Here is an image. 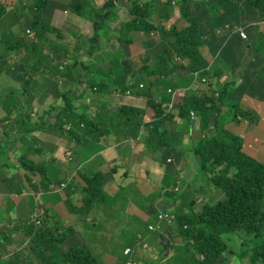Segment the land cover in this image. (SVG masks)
Masks as SVG:
<instances>
[{
	"label": "trees",
	"instance_id": "trees-1",
	"mask_svg": "<svg viewBox=\"0 0 264 264\" xmlns=\"http://www.w3.org/2000/svg\"><path fill=\"white\" fill-rule=\"evenodd\" d=\"M29 1L34 16H24L21 24L27 22L23 28L31 30V34L20 36L19 40L8 34L0 38V71L9 73L20 84L18 93L11 91L10 109L7 107L9 102L3 103L7 115L29 118L26 107L31 109L37 91L42 85L49 84L55 88L53 98L63 101L61 106L53 108L54 130L65 132L63 125L68 122L75 127L83 124L79 133L97 142L108 134L105 129L109 126H113L116 134L112 137L117 141L136 139L144 128L146 133L142 141L150 158L168 167L169 159L180 162L185 155L181 144L193 129L194 122L189 114L195 111L198 119L195 124L198 123L200 134L194 144V137H191L194 165L198 173L223 192L225 198L206 203L199 213L182 210L184 214L180 219L187 242L195 244L193 251L185 249L177 259L184 264H216L225 253H231L221 235L242 231L260 240L253 248L251 262L264 263V164L245 153L243 138L226 128L228 115H232L237 123L250 116L240 109V101L245 95L264 102V43L259 26L264 21V0H178L180 17L187 22L182 28L176 24L170 28L157 26L152 21L153 15L164 16L165 20L172 16V0H109L102 7H98L97 0H70L68 11L90 21L94 32L91 38L77 36L76 48L72 52L65 33L39 15L43 10L47 13L50 0ZM123 1L126 7L128 5L132 20L120 25L118 47L113 46V50L105 54L109 59L105 61L103 56L96 55L95 49L100 39L109 34L107 25L112 22L113 13L108 8H116V3ZM26 5L23 3L21 7L25 9ZM0 8L2 14L4 9ZM21 14L25 15L24 12ZM227 25L233 31L221 32ZM237 25L245 27L247 39L234 30ZM132 32H143L149 38L142 44L145 53L140 66L135 64L126 49L133 43L129 37ZM204 47L212 55L213 67L201 53ZM84 54L95 58L85 61L81 59ZM13 56L18 60L15 67L10 66ZM68 57L70 63L60 69V64ZM176 58L183 63L188 61V65L177 63ZM92 61L107 66L105 72L93 70L89 75L87 71ZM178 71L183 75L174 76ZM228 72L231 78L222 80ZM197 80L200 83L209 80L207 92L194 88ZM59 83L63 84L62 89H59ZM84 84L89 91L98 94L95 95L97 99L115 93L125 95L128 91L138 94L147 99L155 117L144 122L145 111L128 105L106 111L109 107L103 101L98 103L100 106L93 116L88 113V106L76 105L81 97L76 96L79 91L76 85L82 87ZM153 89L163 92L162 101L156 102ZM179 89H187L186 95L169 108L173 102L172 93ZM248 121H255V118H248ZM77 134L76 130L66 132V136L75 137ZM81 178L86 185L83 199L88 207L84 208L83 203L82 209L87 212L94 202L103 199L105 177L98 172ZM198 181L197 177L194 185ZM133 192L136 194L135 190ZM196 204L195 199L188 203L190 208ZM43 217L47 221L53 219V215L47 212ZM51 228L45 225L31 228V250L37 252L43 264H97L91 250L85 246L61 252L66 236ZM201 255L203 260L199 258Z\"/></svg>",
	"mask_w": 264,
	"mask_h": 264
},
{
	"label": "crops",
	"instance_id": "crops-1",
	"mask_svg": "<svg viewBox=\"0 0 264 264\" xmlns=\"http://www.w3.org/2000/svg\"><path fill=\"white\" fill-rule=\"evenodd\" d=\"M1 1L0 6L10 8L8 5L1 4ZM50 2V8L45 9L47 13L42 16L39 15L49 20L51 26L62 33H69L73 40L76 33L88 37L93 35V25L90 21L68 11L67 6L70 0H50ZM116 4L117 7L114 8L115 17L111 19L110 25H107L109 27L108 37L111 38L110 49L118 45L117 38L119 37L118 31H116L117 38L116 35H112V29L119 28L120 25L132 20V16L128 13V5L126 7L124 1ZM13 7L10 9L12 10ZM26 8L31 7L21 8L22 12L26 11ZM15 11L16 8L12 12ZM152 21L155 25L165 26L166 28H170L172 24H176L179 28L187 25L180 14L175 16L172 14L168 20H165L164 16L153 15ZM259 26L260 30L264 32V21ZM238 28H242L241 25L235 26L234 30L237 31ZM91 29L92 32L90 33ZM230 30L233 31L225 27L220 31ZM129 37L133 40V43L126 49H128L130 57L134 61L145 53L142 44L149 38L143 32H132ZM106 40L107 38H103L102 44L108 45ZM106 53L107 51L103 52L102 56L105 61H108L109 59L105 56ZM201 53L205 59L211 60L212 55L207 47L202 48ZM96 71L105 72L104 70ZM241 71L242 69L239 70L238 75L241 74ZM223 77L230 79L231 73L228 72ZM203 91L207 92L204 89ZM186 92L187 89H179L173 93V102L169 105L180 102ZM81 95L82 93L77 91L76 96L80 97ZM132 95L135 94L115 96L111 100L113 104L146 109L145 120H152L154 112L153 110L149 111L147 102L136 98V95L130 97ZM175 96L179 97L178 101H175ZM154 99L156 102L162 101L163 96L158 92L154 95ZM100 101L105 102L106 99L87 97V105L85 104V106L89 107V114L93 115L97 110L95 104L90 107L91 103ZM76 102L81 101L77 100ZM61 105V100H55L54 98L44 104H38L35 101L32 103L31 109L38 111L37 116L27 120V118H16L15 115L11 117L7 115L3 108V102L0 101V264H43L39 260L37 252L31 250V228L33 225L36 227L45 225L46 227H53L51 230H54V228L60 230L61 220H68L73 215L81 214L84 216L87 214L81 208L83 205L81 200L83 198L82 189L86 186L81 178L82 175L89 177L102 172L105 176L103 211L111 209L118 202V212L121 216H124L119 223L115 221L116 223L113 224L117 226L125 222L128 230L120 228L112 235L104 236L111 238L114 243L118 237L132 238L137 236L141 241L136 246L127 244L122 250V256H112L116 252V248H109L103 244L101 239H98L95 251L106 264H125L130 259L129 256L125 255L128 248L133 249V257L139 261V264H144L145 250L148 247L139 234L141 232L135 230L130 221L135 222L137 226L142 225V220L148 219L149 215L154 212V207L167 199L168 194L166 192L161 193V186L172 187L174 197L171 207L177 205L175 211L178 212L179 216L184 214L182 210L186 209L188 211V203L191 199H195L196 205H198L201 201L206 204L218 196L215 188L205 187L203 183L195 184L199 187L198 190H192L191 187L199 173L193 159L188 155L190 153L188 149L190 148L191 137L199 135L198 123L195 124L194 122L192 124L193 129L183 139L181 146L185 151L184 157L180 162L173 159L170 165L165 167L150 158L151 155L141 139L145 135L144 128L136 139L130 138L117 141L114 137L103 136L97 142L92 141L91 137L81 135L79 133L80 126L75 127L73 125V130L78 131L75 137L66 136V132L54 130L51 125L52 121H50L54 117L49 112L54 107ZM240 109L248 112L250 115L248 118H255V121H248V118L240 120L238 123L234 119L229 121L226 128L232 133L238 135L235 131L237 124L245 123L248 126L251 122L259 129L264 124V102L245 95L240 101ZM176 121L181 123V120ZM23 131H27V133H23ZM254 132L256 137L251 136L245 139L244 148L246 146L250 149L248 152L245 151L250 156H259L260 150L264 152V133L262 135L260 130ZM250 135H252V132H250ZM71 179L72 181H70ZM62 183L67 186L58 194H54L50 190L51 185ZM39 188L43 189L44 193L37 196L33 190L36 191ZM134 190L136 194L133 192ZM197 191L202 195L200 198H195ZM204 191L206 192L205 195H203ZM79 196L80 200L77 199ZM220 199L223 200L224 197L222 196ZM39 202L42 203L43 206L41 207L43 209L37 210ZM71 208H75V210L71 212ZM78 209H81V211H78ZM125 210H129V217L124 215ZM45 212L49 215L52 214L53 219L47 221L43 217ZM70 212L72 214H69ZM91 212L92 215L96 212L95 207L91 209ZM9 214L11 215L9 216ZM36 222H39V224ZM100 227L101 232L105 230L104 227ZM163 229L164 233L169 230L167 227ZM160 238L161 242L154 238L150 240L151 246L157 251L153 253L155 259L150 264H184L181 263L183 261L178 259V262L168 259L170 252L183 250L169 242H165L162 236ZM7 240L8 244H6ZM98 246L106 249L104 254L98 252Z\"/></svg>",
	"mask_w": 264,
	"mask_h": 264
},
{
	"label": "rangeland",
	"instance_id": "rangeland-1",
	"mask_svg": "<svg viewBox=\"0 0 264 264\" xmlns=\"http://www.w3.org/2000/svg\"><path fill=\"white\" fill-rule=\"evenodd\" d=\"M31 1L33 2L34 0H31ZM108 1L109 0H97L98 7H102ZM171 2H172V4L170 5V7H172V14L174 16L180 14L179 13V6H178L179 2H178V0H172ZM23 3L27 4L26 7L30 5L29 0H23V1L18 0L16 3L17 5L14 4L15 6L13 7L12 10L10 8H7V7L3 8L4 12L2 14L0 13V38L3 35L8 34L9 36H13L16 40H19L20 36L27 37L29 35L27 33V30H25L23 28L28 23L24 22L23 24H21V19L24 16H26L28 18L33 17L34 14L31 13V11H33V8H26L27 10L23 11L25 13V15H22L21 14L22 13V10H21L22 7L21 6H23ZM0 7H3V6H0ZM15 8H16V11L12 12ZM106 10H107V8H106ZM108 10L112 11V13H113V15L110 18H114L115 17L114 8H108ZM27 11H30V12H27ZM39 14L42 16L45 13H44V11H40ZM228 27H230V26H228ZM104 30L102 31V33L104 32ZM116 31H118V33H119V28L112 29V35L113 36L116 35V38H117L118 34ZM91 32H92V29L90 30V33ZM65 36H66V43L68 44V47H69L70 51L72 52L76 48V44H77L76 37L77 36L83 37V38H91L93 35L91 37H88V36L81 35L80 33H76L74 40L71 39L69 33H65ZM106 38H107L106 42L108 45L102 44L103 38H101L97 48L95 49L96 55L102 56L103 52H106V51L108 52V51L113 50V47L111 49L109 48V43L111 42V38H109L108 36ZM70 39H71V42H70ZM116 47H118V45ZM143 54L140 55L139 57H137V60H134V62L137 66H140L143 63V61H142ZM12 58H13V60H10V64H11L10 66L15 67L18 60L15 59L14 56ZM91 58H95V57L90 56L88 54H84L81 56V59H83L85 61H89ZM66 60L68 61V63H67V65H68L70 63V58L68 57ZM211 61H212V58L209 61V64H211L213 67L215 62H211ZM63 63H65V62H62L60 65H62ZM183 64L188 65V61L185 60ZM106 67L107 66H103V64H101V63H98L96 61H92L91 64L89 65V69L87 72L89 73V75H92L93 70H105ZM226 69H227V66L224 69L225 72L227 71ZM196 73L201 74V72H196ZM178 75H183V73H180V71H178L177 73H175L174 76H178ZM224 80H226V78H224ZM174 81H176V80H174ZM193 86L195 89H202L203 88L204 90L208 91L209 80H206V82H202V83H200V80H197L194 82ZM214 86H216L215 83H214ZM76 87L78 88L80 93H82V91L85 92V93H82L83 95H81L80 99L78 100L81 102H76V105L79 107H85V104L87 105V103H86L87 97H89V96L96 97L95 95H98L97 93H92L91 91H89L85 84L82 87H78L77 85H76ZM62 88H63V84L59 83V89H62ZM141 88H144V86L142 85ZM19 89H20V84L18 82H16L9 73L0 71V101L1 102L8 103L9 98L12 95L11 91L18 93ZM33 91H34V89L31 90V92H33ZM53 91H55V88L52 85H49V84L42 85L40 87V89L37 91V94L35 95V97H36L35 101H37L38 104H40V103L44 104L45 102H47L48 100L53 98ZM167 92H169V90ZM157 93H158V91L156 89H153V91H152L153 97ZM159 93H161V95H162L163 92L161 91ZM126 94L130 95L132 93L130 91H128ZM115 96H120V94L115 93L111 96H108V95L104 96L106 99L105 103L108 104V107H109L106 109V111H112L113 109L115 110L116 108L121 107V105L113 104L111 99H113V97H115ZM134 96L135 95H132L130 97H134ZM135 97L143 100L144 102H147V99L141 98L142 96H140L138 94ZM174 99H175V101H178L179 97L175 96ZM60 100H61V102H63L62 99H60ZM9 103H11V102H9ZM98 103L92 102L90 107L93 104H95L96 106H98V105L100 106V104H98ZM21 105H23V102L21 103ZM168 106H169V108L171 107V105H168ZM7 107H8V109H10L9 106H7ZM147 107L149 108V111L153 110V108H151L149 105ZM142 110L145 111L144 122H149V121L145 120V117L147 114L146 109H142ZM26 111H27V114L30 115L29 118H31L33 116L34 110L26 107ZM51 112H52V116H54V111L51 110ZM153 112H154V116L152 119H154V117H155V111L153 110ZM20 113H22V110ZM25 118H27V117H25ZM29 118H27V119H29ZM121 119L124 120L123 118H121ZM231 120H233V117L231 115H229L228 120L226 121V124ZM195 122H198V119ZM68 124H72V123L68 122ZM82 127H84L83 124H81V128ZM235 128H236L235 131L237 132V134L239 136H241L244 141H245V139H248L251 136L256 137L254 131L260 130L262 135L264 133V124L261 125L260 129L257 128L256 126L252 125L251 122H249L248 126H246L245 123L244 124L243 123L237 124L235 126ZM252 128H253V130H252ZM105 130H107V132H108V134L105 137L111 138L112 136H114L116 134V132L113 131V126H109V128H106ZM248 131L252 132V135H250V132H248ZM23 133H27V132L23 131ZM197 139H199V138L194 136L193 144L195 142H197ZM190 141H192V138L190 139ZM189 146H190V148L188 149V151H190V153L188 155L192 159H195L193 152H191V142H190ZM243 151L248 152V151H250V149H248L246 146L244 148V144H243ZM259 153H260L259 156H256V155H252V156L256 160H258L259 162L264 164V152L260 150ZM198 180L199 181L197 183H199V184L203 183L205 187L206 186H208L209 188L213 187L217 190L218 196H216L214 199H211L210 202L222 201V199H220V197H222V196L224 197V194L220 189L215 187L210 181H208L206 179V177H203L200 173L198 176ZM70 181H72V179ZM104 186H105V179H104V184L102 186L103 196H104ZM191 187H192V190H198V188H199L197 185H194V184H192ZM33 191L37 194V196H40V193H44V190L41 188L37 189L36 191L35 190H33ZM82 191H83V189H82ZM59 192H61V191H59ZM165 192L168 194L167 199L164 202H162L161 204H158L154 207V212L149 215L148 219L142 220V225L137 226V224L135 222L130 221L131 225L135 228V230L141 232L139 234L144 239V243L146 244V246L152 250L151 251L150 249L146 248L144 264H150L151 261L153 259H155V256H154L155 254H153V253H156L157 251L155 249H153V247L151 246V243H150V240L153 238L156 239L157 241L161 242L160 237L162 236V238L165 242H169L173 246H177V247L181 248L182 250H185V249H188L190 251L194 250L193 245L195 243L192 241H191V243L187 242V238H186V235L184 232L186 230H184V228H183V224L181 222V219H180L178 212L175 211L177 205L175 204L171 207V204L173 203V197H174L173 192H172V187L161 186V193L163 194ZM55 193L58 194V192H55ZM205 194H206V192L204 191L203 195H205ZM200 196H202V195L200 194V192L197 191L195 193V198H200ZM77 199L80 200V196ZM201 199H202V197H201ZM81 200L84 203V206H85L84 208H88L87 204L85 202V199L82 198ZM102 202H103V199H101L100 202H94V205L92 204L93 205L92 208L95 207V209H96V212L93 215L91 212V209H92L91 208L89 211L86 212L87 214L84 216L81 214L73 215L68 220L63 219L60 221L61 228H60V230H58V234L61 233V234L66 236V238L64 239V241L61 244V252H66L65 249H70L73 247L79 248V247L85 246L86 248H89V250H91L90 252L93 255V257L97 260V264H106L103 261V259H101L100 256L95 251V245H96L98 239H101L103 244H105L107 247L116 248V252L112 256H115V255H121L122 256V254H123L122 250L127 244L131 245V246H136L137 244L141 243V241L137 238V236H134L132 238L118 237V238H116L115 243H114V241L111 240V238H107L104 236V235H112L114 232H117L120 228H122V229L126 228L127 229V227H126L125 222H123L122 225L118 224L117 226L115 224H113V223H116L115 221H117V223H119L121 221V219L124 217V216H121L118 212L119 203L117 202L111 209H109L107 211H103V208H102L103 203ZM38 204L39 205H38L37 210L43 209L41 207V206H43L42 203L39 202ZM204 205H205L204 201H201L198 205L194 206L193 208H190V206H189L188 209L193 210V212L199 213L202 211ZM184 211H186V209H184ZM71 212L69 214H72ZM164 213L174 214L176 216L175 221L172 224H169L168 222H164V221H159L158 216L160 214H164ZM10 215L11 214H9V216ZM124 215L129 217V210H125ZM128 220H129V218H128ZM98 226L104 227L105 230H103L101 232V230L97 229ZM164 227H167L169 229L166 233H164V229H163ZM145 234H148V235H145ZM99 236H102V237H99ZM221 240L224 241L225 243H227V245L229 247V251L231 253H228V252L225 253L222 257V260L221 261L218 260L216 262V264H253L250 260V257L252 255L253 248L260 241L259 239H255L252 235H248L245 232L238 231V232H230V233L222 234ZM6 244H8V240L6 241ZM97 250L99 253H103V254L106 251V249L102 246H98ZM133 253H134V251L132 248L126 249L125 255L129 256L130 259L125 264H139V261L133 257ZM181 254H182V251L174 250L173 252H170L168 259L174 260L175 262H178L177 256L181 255ZM199 258L201 260H203L204 256L201 255ZM256 264H264V263L258 262Z\"/></svg>",
	"mask_w": 264,
	"mask_h": 264
},
{
	"label": "built area",
	"instance_id": "built-area-1",
	"mask_svg": "<svg viewBox=\"0 0 264 264\" xmlns=\"http://www.w3.org/2000/svg\"><path fill=\"white\" fill-rule=\"evenodd\" d=\"M1 4L8 5L10 8H12L14 6V4H16V0H2ZM238 30L240 31L242 37H246V33L244 32L243 29L238 28ZM28 33H30V31H28ZM65 65H66V63L62 64L60 66V69H64ZM140 87H142V85H140ZM190 119L192 121H196L197 120V116H196L195 112H191L190 113ZM70 128H71L70 125H67L65 127V129L69 130V131H70ZM168 162H172V160L169 159ZM65 187H66V184H64V183L59 184V185H54L53 184V185L50 186V190L54 191V192H59V191L64 190ZM158 219L160 221H164V222H168L169 224H172L175 221V216L173 214H170V213H164V214H160L158 216ZM36 223L39 224V222H36Z\"/></svg>",
	"mask_w": 264,
	"mask_h": 264
},
{
	"label": "water",
	"instance_id": "water-1",
	"mask_svg": "<svg viewBox=\"0 0 264 264\" xmlns=\"http://www.w3.org/2000/svg\"><path fill=\"white\" fill-rule=\"evenodd\" d=\"M226 27H228V26H226ZM228 28H231V27H228ZM241 29H243L244 30V32H245V29L244 28H241ZM30 31V33L29 34H31V30H29ZM237 31H239V30H237ZM239 33H240V31H239ZM246 33V32H245ZM263 33V43H264V32H262ZM240 35H241V33H240ZM242 37V36H241ZM243 39H247L248 38V34L246 33V37H242ZM175 61L177 62V63H183V61L180 59V58H176L175 59ZM65 63H66V65L65 66H67V63H68V61L66 60V61H64ZM64 64V63H63ZM61 66V65H60ZM191 112H195V111H191ZM190 112V113H191ZM196 114V113H195ZM93 116H94V114H93ZM197 116V115H196ZM32 117H36V116H32ZM189 117H190V114H189ZM192 121V120H191ZM193 122H195V121H193ZM53 125V124H52ZM67 125H70L71 126V128H70V131H72L73 130V124H68V123H65L64 125H63V130L65 131V132H70L69 130H66L65 129V127L67 126ZM65 184V183H64ZM67 186V185H66ZM54 192V191H53ZM55 193V192H54ZM170 214H172V213H170ZM174 215V214H173ZM175 216V215H174ZM175 219H176V216H175Z\"/></svg>",
	"mask_w": 264,
	"mask_h": 264
},
{
	"label": "clouds",
	"instance_id": "clouds-1",
	"mask_svg": "<svg viewBox=\"0 0 264 264\" xmlns=\"http://www.w3.org/2000/svg\"><path fill=\"white\" fill-rule=\"evenodd\" d=\"M37 112H38V111H37L36 109H34L33 115H34V116H37ZM94 115H95V114H94ZM50 121H52V124H53V123H54V118H52ZM52 124H51V125H52ZM159 221H160V220H159Z\"/></svg>",
	"mask_w": 264,
	"mask_h": 264
}]
</instances>
